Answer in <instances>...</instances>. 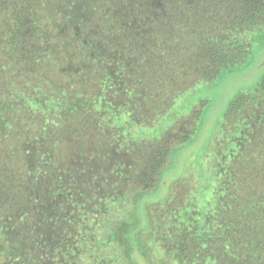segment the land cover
I'll return each mask as SVG.
<instances>
[{
    "label": "trees",
    "instance_id": "obj_1",
    "mask_svg": "<svg viewBox=\"0 0 264 264\" xmlns=\"http://www.w3.org/2000/svg\"><path fill=\"white\" fill-rule=\"evenodd\" d=\"M25 1H14L9 14L12 1L0 0V264H81L86 244L124 250L130 238L121 231L133 219L132 256L141 253L142 264H259L264 77L225 114L228 147L216 144L205 198L194 195L201 177L174 184L162 175L173 145L194 133L199 106L152 143L134 134L145 135L140 125L158 120L188 87L247 60L250 32L264 27V0H154L145 11L130 0L119 21L94 8L105 0H91L98 25L83 34L84 20L73 13L68 21L50 3ZM132 144L141 155L128 163L133 152L124 147ZM162 183L139 226L142 197ZM150 245L159 246L158 260L146 253ZM101 254L90 251L91 261H114Z\"/></svg>",
    "mask_w": 264,
    "mask_h": 264
},
{
    "label": "rangeland",
    "instance_id": "obj_2",
    "mask_svg": "<svg viewBox=\"0 0 264 264\" xmlns=\"http://www.w3.org/2000/svg\"><path fill=\"white\" fill-rule=\"evenodd\" d=\"M12 1V2H11ZM17 1L19 6H25L26 2L25 0H10L11 4L9 6L8 12L9 14H12V5L13 2ZM94 1V0H93ZM108 4H105L106 6H102L101 2L96 5H94L95 9H99V13L103 17H107L105 14L108 13L110 16H116V20H121V17L124 15L125 12H130L128 9H124L125 4L127 2H130V0H105ZM38 2H42L45 4L50 3L51 6H55V8L58 9V18L68 20L67 18L69 15H72L77 18L78 21H82L86 25V27H82L81 29L83 32H90L92 29H95L98 25V19L96 18V12H94V8L90 9L91 0H38ZM95 2V1H94ZM142 4H144V11L146 9L153 10L154 0H141ZM135 2L132 4L134 5ZM142 10V11H143ZM73 11V12H72ZM92 11V12H91ZM126 15V14H125ZM81 27V25H79ZM88 30V31H87ZM250 37L252 41V52L250 56L247 58V60L237 66H233L230 68H226L220 72V74L214 78L212 81H199L195 83L194 85L188 87L186 90L181 92L174 101V104L156 121L149 123L150 126L146 124L140 125V131L145 134L143 136L137 137L134 134L135 139L143 138V142H149L152 143L153 139H159L162 137L164 132L172 127L176 121L182 117L188 116L193 113L194 109L196 107H200V113L199 117L196 120L195 123V131L192 134V136L186 140L185 142L174 144L169 155L168 160L166 164L164 165V168L162 170V175H165L169 172L167 176H169V179L173 176L171 179V182H175L174 184L178 183L180 179H189L191 183H194V178L191 177H198L199 182L195 183L194 187V195L197 196L196 198L202 196L203 198L206 197L208 192L211 190V188H205L208 185H211L213 183L212 178H214L213 172L215 171V152L217 145L221 144L223 149H225V146L228 147V138L224 139L222 137V122L224 121L225 114L232 102L233 99H235L237 96L243 93H249L254 91V89L262 82L264 77V27L256 29L252 32H250ZM134 131V129H133ZM134 139V140H135ZM136 141V140H135ZM137 143V142H136ZM225 145V146H224ZM135 148V150H134ZM138 148V149H137ZM125 151H131L133 153L126 154V157L124 158V161H127L128 163H134L139 156L141 155V146L140 144H132L130 146L124 147ZM106 155L107 153H100ZM90 156V155H89ZM88 156V157H89ZM87 157H84L82 164L84 165H90V161L86 160ZM100 158H105L100 156ZM90 159V158H89ZM86 160V161H85ZM118 166H121L120 164H117ZM116 166V165H114ZM173 174V175H172ZM177 178V179H176ZM180 178V179H179ZM194 179V180H193ZM210 184H209V183ZM208 184V185H207ZM91 186V184H90ZM165 184L162 183L160 188L155 187L152 191H149L148 193L151 195L143 196L141 191L136 192V199H141V203L139 204L137 212H139L140 218L138 219V225H141L142 223V215H141V205L143 204V201L145 198L149 196H155L161 193V196L163 195ZM205 188V189H204ZM160 190V192L157 193V191ZM104 192L107 191V189H103ZM169 191V187L167 188V191ZM157 193V194H156ZM160 196V197H161ZM159 198V197H158ZM156 198V199H158ZM154 199V200H156ZM135 201V200H134ZM153 201V200H149ZM146 201L144 203L145 206V212H146V203L149 202ZM107 202L109 203V200L107 199ZM94 209V208H92ZM94 211V210H93ZM132 213H135V210L132 211ZM135 222H137L135 219L130 221V223L122 228L121 234H125L127 237L130 238L129 240H124L125 244L122 247H127L120 250L118 245L111 244L107 247L108 251L104 250L101 251L98 249V247H91L88 244H86L87 250L89 252H84L83 255H80L79 260H81V264H86L89 257L90 262L95 264H142L143 258L142 254L139 252H136V255H133L134 249L131 246V242L135 245L136 242V248L139 244V234L136 233L137 227H135ZM146 223H147V214H146ZM145 223V224H146ZM48 226V225H47ZM51 228L53 231L56 230ZM128 229V230H127ZM134 231L133 236H128L129 233ZM83 238L86 237V239L89 240L90 232H82L81 235ZM65 238V237H64ZM107 234L106 232L104 234H99L97 236V241L101 242L106 241ZM83 241H79V245L82 244ZM148 248V249H147ZM146 253L150 254V257H157L158 260V254L156 255L154 251L157 253L160 252L159 246L156 245H150V247H147ZM91 249V250H90ZM93 249V250H92ZM119 249V250H118ZM90 251L98 253L99 256H101V253H104L105 256L108 258L113 256L115 257L110 262H106L105 259H101V263L97 261H91ZM151 251V252H150ZM17 254V251L15 252ZM156 255V256H155ZM98 257V256H97ZM135 258L136 263H135ZM262 260L259 264H264V255L262 256ZM97 260V258H95ZM131 259V261H129ZM134 262V263H133ZM237 262L242 263V261H239L237 259ZM30 264L31 260L28 259L27 262L25 260L20 261V259L12 258L7 262L6 264ZM90 263V264H91ZM153 264H156L154 260H152Z\"/></svg>",
    "mask_w": 264,
    "mask_h": 264
},
{
    "label": "water",
    "instance_id": "obj_3",
    "mask_svg": "<svg viewBox=\"0 0 264 264\" xmlns=\"http://www.w3.org/2000/svg\"><path fill=\"white\" fill-rule=\"evenodd\" d=\"M161 196V193H159L158 195H155V196H149V197H147V198H145L144 199V201H143V204L141 205V215H142V223H141V225H145V223H146V212H145V206H144V203L146 202V201H149V200H154V199H156V198H158V197H160ZM134 235V231H132L131 233H129V235L128 236H133ZM137 244H136V242H135V246H136Z\"/></svg>",
    "mask_w": 264,
    "mask_h": 264
},
{
    "label": "flooded vegetation",
    "instance_id": "obj_4",
    "mask_svg": "<svg viewBox=\"0 0 264 264\" xmlns=\"http://www.w3.org/2000/svg\"><path fill=\"white\" fill-rule=\"evenodd\" d=\"M67 244V248L69 247V245L70 244H73L72 242L70 243L69 241L66 243ZM86 264H90V257H89V259H88V261H87V263Z\"/></svg>",
    "mask_w": 264,
    "mask_h": 264
}]
</instances>
